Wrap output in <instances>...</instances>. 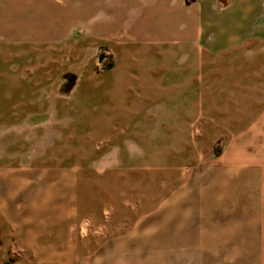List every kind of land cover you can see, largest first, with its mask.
Segmentation results:
<instances>
[{"label":"crops","instance_id":"crops-1","mask_svg":"<svg viewBox=\"0 0 264 264\" xmlns=\"http://www.w3.org/2000/svg\"><path fill=\"white\" fill-rule=\"evenodd\" d=\"M9 1L0 0L2 33L9 29ZM144 13L129 37L103 35L123 50L125 64L142 57L170 75L171 60L181 56L202 66L264 45V0H152ZM123 72L108 83V94L144 102L105 107L102 147L103 158L120 160L131 177V195L99 216L91 247L84 241L91 222L78 223L79 230L73 222L76 185L67 175L60 182L69 198L50 206L56 214L23 222L28 232L16 264H264V72L175 74L166 84L154 81L151 70L138 89H117L133 76ZM0 122L19 124L5 116ZM153 171L161 172L159 189L153 193L142 179L145 198L138 199L136 178ZM11 175L2 168L3 186Z\"/></svg>","mask_w":264,"mask_h":264},{"label":"rangeland","instance_id":"rangeland-1","mask_svg":"<svg viewBox=\"0 0 264 264\" xmlns=\"http://www.w3.org/2000/svg\"><path fill=\"white\" fill-rule=\"evenodd\" d=\"M151 1H9V29L2 33L6 25L0 27V121L5 116L19 124L2 127L0 122V171L6 167L12 174L6 186L0 177V194L8 190L9 197L3 205L0 202V264L19 260L26 242L21 236L28 232L25 220L52 218L56 209L50 206L69 198L60 182L67 175L71 174L76 185L73 222L76 226L85 220L91 222V236L84 240L91 247L97 244L99 216L114 200L131 195V177L120 169V160L103 158L107 153L102 147L106 141L103 116L105 107L113 110L120 103L132 106L144 99L108 94V83L114 82L115 73L133 75L123 77L117 89L131 84L138 89L151 70L157 74L154 81L166 84L176 81L175 74L188 79L198 72H264L263 44L236 49L227 60L202 66L181 56L171 60L170 75L161 66H149L142 57L125 64L123 50L103 35L129 37L145 18ZM15 9L21 13L25 9L27 15L13 13ZM177 50L182 52V45ZM90 130L95 139L88 134ZM136 179L135 196L139 199L145 198L142 179H147L156 193L162 175L153 171ZM19 226L24 228L19 231Z\"/></svg>","mask_w":264,"mask_h":264}]
</instances>
